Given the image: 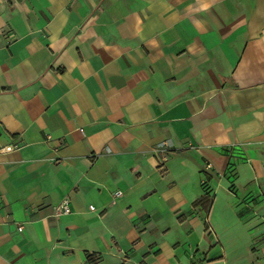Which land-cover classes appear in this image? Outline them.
<instances>
[{"label": "crops", "instance_id": "0c3cea01", "mask_svg": "<svg viewBox=\"0 0 264 264\" xmlns=\"http://www.w3.org/2000/svg\"><path fill=\"white\" fill-rule=\"evenodd\" d=\"M7 146L0 264H264V0H0Z\"/></svg>", "mask_w": 264, "mask_h": 264}, {"label": "built area", "instance_id": "2783aa9c", "mask_svg": "<svg viewBox=\"0 0 264 264\" xmlns=\"http://www.w3.org/2000/svg\"><path fill=\"white\" fill-rule=\"evenodd\" d=\"M165 145L166 144L164 142H161L160 144L156 145V149L159 150V149L165 147ZM13 150H14V147L13 146H7V147L2 148L0 151L2 153H9V152H11ZM164 160L165 159L163 157H158V156L155 157L156 165L158 166V168H160L164 164ZM207 167L210 168L211 166L208 165ZM205 183H206V181L203 180L202 181V184H205ZM89 210L90 211H93L94 208L93 207H89ZM68 213H69V210H68V207H67V204L66 203H63V204H61L59 206H56L54 208V211H53V214L56 217H59V216H62V215H66ZM20 230L21 229L18 228V231H20ZM193 257H194V255L192 254V259H193Z\"/></svg>", "mask_w": 264, "mask_h": 264}, {"label": "trees", "instance_id": "16d2710c", "mask_svg": "<svg viewBox=\"0 0 264 264\" xmlns=\"http://www.w3.org/2000/svg\"><path fill=\"white\" fill-rule=\"evenodd\" d=\"M204 185V184H203Z\"/></svg>", "mask_w": 264, "mask_h": 264}]
</instances>
